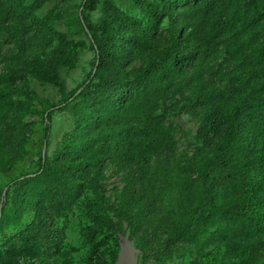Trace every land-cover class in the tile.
Masks as SVG:
<instances>
[{
    "label": "trees",
    "instance_id": "16d2710c",
    "mask_svg": "<svg viewBox=\"0 0 264 264\" xmlns=\"http://www.w3.org/2000/svg\"><path fill=\"white\" fill-rule=\"evenodd\" d=\"M47 1L0 0V173L29 155L37 127L26 117L41 115L38 132L47 146L55 109L73 104L65 149L75 158L51 166L41 152L38 170L25 179H54L48 199L56 213L79 194L76 170L91 164L97 171L111 155L130 169L125 217L154 252L211 242L224 264H264V0H134L146 8L145 20L106 1L98 24L78 14L94 57L87 79L70 93L60 68L76 65L85 42L54 29L59 14H37ZM100 1L82 0L81 7L93 11ZM27 75L57 86L60 103L42 99ZM180 110L197 117L201 142L184 165L171 160L176 139L164 120ZM89 218L96 227L87 229L86 264H109L94 233L116 224L92 211ZM29 220L32 238L60 245L44 201ZM30 247L0 254V264H52L34 241ZM70 251L64 264H76Z\"/></svg>",
    "mask_w": 264,
    "mask_h": 264
},
{
    "label": "rangeland",
    "instance_id": "374dc122",
    "mask_svg": "<svg viewBox=\"0 0 264 264\" xmlns=\"http://www.w3.org/2000/svg\"><path fill=\"white\" fill-rule=\"evenodd\" d=\"M31 3L32 0H24ZM111 2L128 15L146 19L145 7L138 6L134 0H101L93 11L81 7L82 0H48L38 11L39 16L49 12L59 14V18L53 23L57 32L65 34L70 40H82L85 45L78 50V59L74 67H62L60 73L67 92H73L84 83L92 68L94 52L90 45L88 32L82 25L83 19L78 14L84 15L93 24H98L104 17L103 7L105 2ZM152 1V0H151ZM0 63V67H1ZM214 77V76H213ZM25 80L31 89L35 90L42 99H47L52 105L61 101V94L57 86L50 83H42L32 77L25 76ZM15 98L16 95H14ZM23 98V97H21ZM74 98V97H73ZM39 108L41 103L35 101ZM71 104L68 108L57 107L53 113L52 131L46 149L42 147L38 127L42 122L40 114L28 116L24 121L34 123L37 127L34 138L29 139L27 144L29 155L26 159L18 161L17 165L6 172L0 173V206H5L0 211V254L11 256L21 251H30L31 243L42 255L47 256L52 264H64L67 259V251L74 258L76 264H86L92 252L87 241V229L96 227L89 218V213H95L104 220H112L116 227L112 230L97 228L94 233L96 243H99L109 264H118L116 256L120 252L119 234L128 236L132 243L142 249L138 254L137 264H224L219 260L220 248L211 242L194 246L180 243L172 248V252L164 254L156 253L147 246V239L142 241L138 233H134L123 211V204L127 199L125 189L127 188L130 169L119 165L111 155H105L102 162L98 163L97 171L93 165H82L76 170L78 176L74 178L75 185L79 187V194L75 197L73 205L57 212V204L53 200L55 192L50 187L53 178H40L37 183H29L25 179L39 167L40 154L46 155L47 164L59 166L65 160L75 158V155L66 151L67 137L75 127V112ZM160 108L158 114L163 110ZM167 124H172L176 147L171 156L172 162L184 165L192 154L201 146L197 138L199 121L191 110L173 111L164 117ZM96 154H92L95 158ZM95 161V160H94ZM180 170L173 165L172 172L179 173ZM28 173L27 176L22 175ZM11 177L16 180L9 183ZM45 194H48L45 196ZM44 201L48 205L54 225L58 228L61 239L60 245L45 240L44 237L32 238L33 232L27 227L30 220L31 208L38 202ZM29 202V203H28ZM120 228V229H118ZM91 234L93 231L91 230ZM108 236V239H105ZM27 240H32L27 242ZM46 242V243H45ZM31 248V249H29Z\"/></svg>",
    "mask_w": 264,
    "mask_h": 264
},
{
    "label": "water",
    "instance_id": "95a60500",
    "mask_svg": "<svg viewBox=\"0 0 264 264\" xmlns=\"http://www.w3.org/2000/svg\"><path fill=\"white\" fill-rule=\"evenodd\" d=\"M46 149V144L44 145ZM2 206H0V211ZM120 252L118 254V264H137L138 254L142 253L141 248L134 245L128 236L119 234Z\"/></svg>",
    "mask_w": 264,
    "mask_h": 264
}]
</instances>
